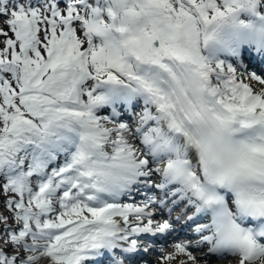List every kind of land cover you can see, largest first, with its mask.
<instances>
[{
    "label": "snow or ice",
    "instance_id": "snow-or-ice-1",
    "mask_svg": "<svg viewBox=\"0 0 264 264\" xmlns=\"http://www.w3.org/2000/svg\"><path fill=\"white\" fill-rule=\"evenodd\" d=\"M0 198V264H264V0H0Z\"/></svg>",
    "mask_w": 264,
    "mask_h": 264
},
{
    "label": "bare ground",
    "instance_id": "bare-ground-1",
    "mask_svg": "<svg viewBox=\"0 0 264 264\" xmlns=\"http://www.w3.org/2000/svg\"><path fill=\"white\" fill-rule=\"evenodd\" d=\"M256 87L258 88L259 86H258V85H256ZM168 250H169V251H171V249H170V248H169Z\"/></svg>",
    "mask_w": 264,
    "mask_h": 264
},
{
    "label": "rangeland",
    "instance_id": "rangeland-1",
    "mask_svg": "<svg viewBox=\"0 0 264 264\" xmlns=\"http://www.w3.org/2000/svg\"><path fill=\"white\" fill-rule=\"evenodd\" d=\"M154 262H156V260H154Z\"/></svg>",
    "mask_w": 264,
    "mask_h": 264
},
{
    "label": "trees",
    "instance_id": "trees-1",
    "mask_svg": "<svg viewBox=\"0 0 264 264\" xmlns=\"http://www.w3.org/2000/svg\"><path fill=\"white\" fill-rule=\"evenodd\" d=\"M0 200H2V198H0Z\"/></svg>",
    "mask_w": 264,
    "mask_h": 264
}]
</instances>
